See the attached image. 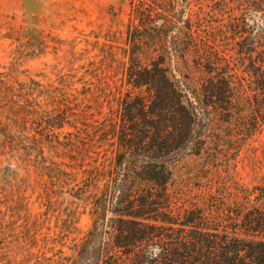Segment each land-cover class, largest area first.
Listing matches in <instances>:
<instances>
[{
	"label": "trees",
	"instance_id": "1",
	"mask_svg": "<svg viewBox=\"0 0 264 264\" xmlns=\"http://www.w3.org/2000/svg\"><path fill=\"white\" fill-rule=\"evenodd\" d=\"M194 2L130 0L123 90L108 115L83 102L97 97L93 82L78 90L71 73L45 82L0 64V156L46 178V218L32 220L30 173L0 166V264H264V188L243 192L252 204L238 213L216 194L178 206L170 188L180 162L217 159L219 126L239 123L241 149L264 124V0H239L250 17L237 23L235 69L214 53ZM85 213L91 226L71 254L48 246L57 238L40 232L46 220L61 224V239Z\"/></svg>",
	"mask_w": 264,
	"mask_h": 264
},
{
	"label": "rangeland",
	"instance_id": "2",
	"mask_svg": "<svg viewBox=\"0 0 264 264\" xmlns=\"http://www.w3.org/2000/svg\"><path fill=\"white\" fill-rule=\"evenodd\" d=\"M194 1L198 11H206V33L216 44L214 53L220 60L233 63L235 69L239 61L237 23L250 17L248 6L239 0ZM130 8V0H0V31L12 33L16 38L0 40V64L6 67L15 64V76L25 77L22 71L27 70L45 82H59L60 74L71 73L82 79L73 86L78 90H83L85 82H93L97 97L83 102L102 106L103 114L108 115L117 110L122 95L126 64L123 49ZM239 9L243 10L241 16ZM73 52L81 59L74 60ZM236 123V127L221 125L218 129L223 132L211 134L217 159L189 158L176 166L170 188L178 206H190L216 194L215 199L224 211L234 209L238 213L239 206L245 210L252 204L243 197V192L256 186L264 188V124L253 138L243 140L239 149V123ZM9 162L21 166L20 175L30 173L27 196L31 219H45L42 213L46 207L39 195L46 178H41L19 158L8 160L0 156V166ZM60 226L52 216L40 232L50 227L51 241L56 237L57 242H49L48 246L63 248L65 254H71L74 239L81 240L91 226V219L88 213L83 214L78 233L58 239Z\"/></svg>",
	"mask_w": 264,
	"mask_h": 264
}]
</instances>
